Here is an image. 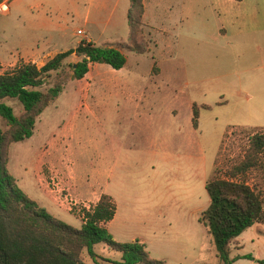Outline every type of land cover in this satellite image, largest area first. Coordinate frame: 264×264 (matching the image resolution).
Segmentation results:
<instances>
[{
	"label": "rangeland",
	"instance_id": "obj_1",
	"mask_svg": "<svg viewBox=\"0 0 264 264\" xmlns=\"http://www.w3.org/2000/svg\"><path fill=\"white\" fill-rule=\"evenodd\" d=\"M54 1L59 10L69 8V0ZM5 6L0 5L3 62L12 55L41 67L55 54L74 47L77 38L72 32L81 27L77 18L52 12L53 19L64 27L65 37L54 30L31 35L23 27L25 12L20 0L14 1L9 13L2 12ZM201 21L209 30L207 15ZM127 31L123 21L122 29L111 30L108 36H100L95 29L90 35L95 46L107 41L117 47L126 41ZM143 33L150 52L138 55L123 48L125 65L117 71L93 64L85 76L89 86L84 80H67L58 98L37 118L32 136L9 146L7 171L27 197L73 229L81 228L82 210L92 206L81 203L106 194L115 200L116 223L127 226L121 243L150 239V224L165 219L171 223L169 239L184 244L182 264H221L202 221L209 204L204 185L211 179L229 178L245 156L250 135L264 132L241 126H259L256 123H264V117L235 114L239 102L228 90L234 78H212L217 72L208 66L211 62L205 55L196 52L195 41L183 44L189 52L172 65L164 58L162 39L156 37L158 50L150 30L145 27ZM177 45L179 49L181 43ZM76 62L72 55L65 64ZM156 62L163 72L161 78H156ZM67 72L66 68L61 75L66 77ZM0 103L10 107L15 117L22 113L16 99L4 98ZM193 104L198 112L195 129ZM0 130L6 131L1 117ZM39 171L49 195L39 187ZM234 179L246 182L264 202V150L255 167ZM67 189L70 200L65 201ZM257 250L262 261L244 259L232 264H264V231L251 226L230 244L229 258ZM94 253L112 262L121 260L119 253L107 251L101 244L94 247ZM82 256L83 264H93L86 253Z\"/></svg>",
	"mask_w": 264,
	"mask_h": 264
},
{
	"label": "trees",
	"instance_id": "obj_2",
	"mask_svg": "<svg viewBox=\"0 0 264 264\" xmlns=\"http://www.w3.org/2000/svg\"><path fill=\"white\" fill-rule=\"evenodd\" d=\"M4 1L9 0H0V5ZM128 1L125 43L110 47L81 41L74 49L55 54L41 67L19 61L14 68L0 74V101L13 98L22 107L20 116L15 117L10 107L0 103V117L6 125V131L0 130V264H83V253L93 264H166L152 259L145 245L138 241L121 243L111 237L106 224L113 219L116 206L110 196L102 194L95 205L82 210V225L77 230L55 219L27 197L7 171L9 146L32 136L37 118L58 98L67 80L83 79L93 64L107 65L116 71L122 69L123 48L138 55L150 52V42L143 33L146 27L143 0ZM72 55L77 62L65 64ZM66 68L65 77L61 72ZM197 118V107L193 104L194 128ZM263 150L264 132L252 133L243 160L232 169L229 178L211 179L204 185L209 204L202 221L221 264L253 260L250 255L230 259L229 249L244 230L264 224V202L246 182L234 178L255 167ZM99 244L119 253L120 262L97 256L94 247Z\"/></svg>",
	"mask_w": 264,
	"mask_h": 264
},
{
	"label": "crops",
	"instance_id": "obj_3",
	"mask_svg": "<svg viewBox=\"0 0 264 264\" xmlns=\"http://www.w3.org/2000/svg\"><path fill=\"white\" fill-rule=\"evenodd\" d=\"M14 1H4L2 4L6 6L2 12L9 13ZM68 4L70 9L59 10L60 8L57 7L54 0H20V5L25 12L23 27L31 35H34L36 31L54 30L60 33L61 37H65L64 27L52 17V12H63L71 18H77L81 24L80 28L72 32V36L76 37L77 41L71 49H74L81 41L96 45L90 31L95 29L100 36H108L111 30L122 29V22H126L129 7L128 0H69ZM143 9V23L151 32L150 39L154 43L155 49L159 50L160 47L156 37L162 39L161 49L167 64L173 65L177 64L178 60L182 61L184 54L189 52L186 46L183 47V44L187 40L195 41L196 52L205 55L203 58L211 62L208 66L217 72L212 78L222 81L234 78L229 83L228 90L231 96L237 98L236 103L239 102L234 109L235 114L249 118L264 117V0H241L239 2L233 0H143ZM34 11H41V14L35 15ZM204 14L211 20L209 30L203 28L201 20H203ZM78 30L83 32V37L76 34ZM125 42L121 41V43ZM179 42L181 46L177 49ZM101 46L113 47L107 41ZM65 51L67 50L61 52ZM37 52L41 53L42 51H35V53ZM0 54H2L1 51ZM19 60L12 55L6 62L0 58V74L4 73L7 68H14ZM156 65V78H161L162 69L157 62ZM185 65L183 64V69ZM81 80L87 82L88 86L90 85L85 77ZM167 80L171 79L167 78ZM256 124L260 125L241 127L258 128L264 131V123ZM51 169L55 168L52 166ZM37 177L39 187L49 195L47 182L40 171ZM55 179L60 180L56 176ZM68 192L69 189L64 197L65 201L70 200ZM101 195L98 194L93 197L92 201L81 204L95 205ZM110 197L115 203L114 198ZM72 205H76V203L73 202ZM159 208L161 209L162 206ZM116 219L117 206L113 219L106 224V229L115 241H124L121 238H125L122 236L127 233L125 232L127 226L116 223ZM253 227H257L259 232L264 231V224H254ZM149 228L150 239L139 237L135 241L145 245L146 251L152 259L163 260L166 264H182V257L186 256L184 244L179 241L174 243L167 236L171 229V223L162 219L160 224L153 222ZM242 256L246 255L237 257ZM250 256L253 258V260H248L250 262L262 261L258 250ZM241 260L244 259L237 261Z\"/></svg>",
	"mask_w": 264,
	"mask_h": 264
},
{
	"label": "built area",
	"instance_id": "obj_4",
	"mask_svg": "<svg viewBox=\"0 0 264 264\" xmlns=\"http://www.w3.org/2000/svg\"><path fill=\"white\" fill-rule=\"evenodd\" d=\"M76 34H77L79 37H83V36H84V34H83V32H82L81 30H78V31L76 32Z\"/></svg>",
	"mask_w": 264,
	"mask_h": 264
}]
</instances>
